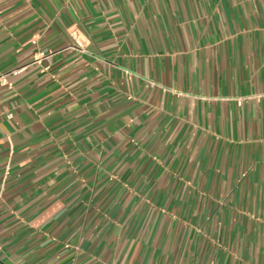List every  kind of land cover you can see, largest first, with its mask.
Segmentation results:
<instances>
[{
  "label": "crops",
  "instance_id": "crops-1",
  "mask_svg": "<svg viewBox=\"0 0 264 264\" xmlns=\"http://www.w3.org/2000/svg\"><path fill=\"white\" fill-rule=\"evenodd\" d=\"M3 76L0 264H264V0H0Z\"/></svg>",
  "mask_w": 264,
  "mask_h": 264
},
{
  "label": "built area",
  "instance_id": "built-area-1",
  "mask_svg": "<svg viewBox=\"0 0 264 264\" xmlns=\"http://www.w3.org/2000/svg\"><path fill=\"white\" fill-rule=\"evenodd\" d=\"M73 38L75 39V41H76V44L79 46V48L82 50V51H86V47L82 44V42L80 41V38H79V36H77L76 34L73 36ZM34 44H36V41L34 42ZM41 58L42 59H45V60H49L50 58H52V56H53V54L52 53H48V54H46V53H41ZM0 83L2 84V85H7L8 83H7V78L6 77H0Z\"/></svg>",
  "mask_w": 264,
  "mask_h": 264
}]
</instances>
